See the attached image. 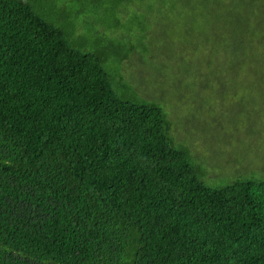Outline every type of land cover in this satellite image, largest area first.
I'll list each match as a JSON object with an SVG mask.
<instances>
[{
	"label": "trees",
	"instance_id": "1",
	"mask_svg": "<svg viewBox=\"0 0 264 264\" xmlns=\"http://www.w3.org/2000/svg\"><path fill=\"white\" fill-rule=\"evenodd\" d=\"M76 3V20L102 26L103 50L78 22L75 38L28 0H0V264H264V179L207 184L161 103L106 66L126 33L134 43L118 64L158 50L156 25L104 22L103 5L123 14L132 0ZM198 5L218 15L206 46L174 34L176 59L192 70L217 61V81L251 78L263 92L264 0Z\"/></svg>",
	"mask_w": 264,
	"mask_h": 264
},
{
	"label": "rangeland",
	"instance_id": "2",
	"mask_svg": "<svg viewBox=\"0 0 264 264\" xmlns=\"http://www.w3.org/2000/svg\"><path fill=\"white\" fill-rule=\"evenodd\" d=\"M28 1L56 24L74 29L75 38L78 22L88 48L103 50L104 41L98 38L102 36V26L94 23L95 15L91 14L76 20V0ZM199 2L202 0H132L128 7H120L123 14L111 5H103L112 9L103 15L106 24L118 22L126 30L156 25L159 41L158 50L155 44L146 45L145 50L127 53L129 59L118 64L120 54L128 52L134 43L126 33L122 52H108L106 66L112 75L122 72L138 96L161 103L172 121L170 132L175 142L188 146L202 165L207 184L219 185L240 174L264 179V91L252 90L255 80L251 78L240 81L229 76L217 81L210 75L217 61L192 70L186 59L177 60L180 53L166 44L174 34H183V43L198 38L206 46L203 27L206 20L218 15L207 14L199 8ZM85 8L92 7L88 4ZM214 40L210 36L209 45ZM184 55L183 52L181 56ZM227 64L230 68L235 66L233 61Z\"/></svg>",
	"mask_w": 264,
	"mask_h": 264
}]
</instances>
